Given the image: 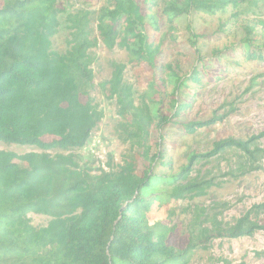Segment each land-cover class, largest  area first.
Listing matches in <instances>:
<instances>
[{"label":"trees","instance_id":"1","mask_svg":"<svg viewBox=\"0 0 264 264\" xmlns=\"http://www.w3.org/2000/svg\"><path fill=\"white\" fill-rule=\"evenodd\" d=\"M70 1L0 0V142L42 151L21 157L0 151V264H190L209 240L264 233V222L256 220L264 204L233 226L194 208L191 224L209 227L187 237L184 248L170 243L178 202L212 187L190 178L194 161L229 148L253 162L264 155L251 149L252 140H223L178 163V141L225 119L202 108V90L264 68V40L252 31L207 55L198 45L226 40V25L202 35L188 18L233 10L229 22L243 5L264 0H104L95 17L68 18V48L55 53L51 40ZM99 42L126 53L140 94L136 99L124 82L125 65H114L110 79L98 85L115 103L132 152L117 169L90 175L71 153L102 120L90 97L88 56ZM29 214L50 221L36 229Z\"/></svg>","mask_w":264,"mask_h":264},{"label":"rangeland","instance_id":"2","mask_svg":"<svg viewBox=\"0 0 264 264\" xmlns=\"http://www.w3.org/2000/svg\"><path fill=\"white\" fill-rule=\"evenodd\" d=\"M104 5V0H72L65 6V13L59 17L58 33L51 40L52 50L63 54L67 50L70 23L68 18L78 13H88L95 17ZM239 16L229 22L233 10H228L222 16L210 18L192 15L188 18L192 30L202 35L213 34L220 25H226L223 33L226 40L214 44H199L203 54L209 55L212 50L222 48L226 42H234L252 31L258 38L264 40V1L248 3L238 10ZM92 60L93 89L91 100L102 115V120L91 133L85 146L72 152L80 169L90 175H98L110 168L117 169L122 160L132 152L130 144L124 141L119 131L120 119L116 107L101 91V83L108 81L116 64L125 65L123 80L133 87L135 98L140 92L134 86L133 72L127 65V55L117 48L107 50L101 42L95 49L89 51ZM202 108L225 116L223 122L208 130L201 131L191 138L177 142L176 159L182 164L191 154H201L211 150L214 143L223 140L247 142L252 140V147L264 151V68H253L250 75L226 78L206 86L201 92ZM0 151L12 153L16 157L28 154H41L35 147L5 145L0 142ZM58 152L48 154L54 156ZM18 162V161H17ZM19 163V162H18ZM22 165V164H20ZM190 178L196 181H206L212 187L205 196L193 200H180L170 226L173 232L170 243L177 248H184L187 237H199L207 224H191L194 208L203 209L209 217L218 222L233 226L254 206L264 204V155L253 162L237 148L224 149L215 156L194 161L190 166ZM28 220L33 228L47 226L50 218L38 214H29ZM203 219H201L202 221ZM256 220L264 222V209L257 214ZM190 264H264V233L257 232L252 237L239 239H212L206 244V249H196Z\"/></svg>","mask_w":264,"mask_h":264}]
</instances>
